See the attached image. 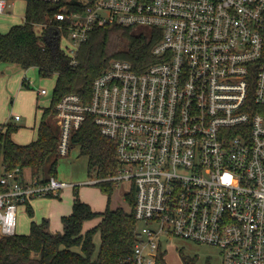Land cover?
Returning <instances> with one entry per match:
<instances>
[{"label":"built area","instance_id":"built-area-1","mask_svg":"<svg viewBox=\"0 0 264 264\" xmlns=\"http://www.w3.org/2000/svg\"><path fill=\"white\" fill-rule=\"evenodd\" d=\"M42 1L56 6L72 63L95 26L161 30L144 69L113 58L88 100L71 91L56 104L61 155L92 116L117 143L118 170L90 183L135 187L143 225L132 252L111 264H156L169 235L217 246L222 264H264V0ZM13 2L0 0V12ZM0 184V235L16 233L21 202L73 185L4 165Z\"/></svg>","mask_w":264,"mask_h":264},{"label":"trees","instance_id":"trees-1","mask_svg":"<svg viewBox=\"0 0 264 264\" xmlns=\"http://www.w3.org/2000/svg\"><path fill=\"white\" fill-rule=\"evenodd\" d=\"M55 11L52 3L27 0L25 21L14 23L8 31L0 33V60L24 68L37 66L42 76L56 75L52 101L42 107L35 139L17 142L13 132L19 125L13 122L5 123L6 128L0 130V166L4 165L7 170L20 166L24 179L47 180L57 173L60 132L55 131L49 117L56 114V104L65 93L78 92L88 100L94 78L113 58L128 59L137 70L157 59L152 47L161 37L160 29L114 23L95 26L78 48L77 62L72 63L60 42L59 20L51 16ZM37 22L45 24L40 33L35 29ZM74 145H80L81 153L88 155L90 174L104 177L117 172V143L101 132L92 116L73 132ZM26 168L31 171L30 177L26 176ZM97 183L108 192L113 189V180ZM5 188L6 185L0 184V190ZM134 191L133 186L127 194L131 211L122 206L98 211L76 194L72 211L63 215V231H51L47 219H43L33 220L27 233L0 236V264H111L119 260L132 252L138 239V220L133 213ZM29 199L25 203L32 212ZM97 216L99 222L83 231L84 221ZM98 231L101 242L96 250L94 236ZM166 256L167 249L160 248L156 264H171ZM183 261L197 264V257L183 255Z\"/></svg>","mask_w":264,"mask_h":264},{"label":"rangeland","instance_id":"rangeland-1","mask_svg":"<svg viewBox=\"0 0 264 264\" xmlns=\"http://www.w3.org/2000/svg\"><path fill=\"white\" fill-rule=\"evenodd\" d=\"M27 0H14L10 10L0 12V33L8 31L16 22L25 21ZM38 33L42 26L36 25ZM70 40V35L66 34ZM16 64V63H15ZM0 63V122H13L19 128L13 132L16 141L30 142L37 137V126L42 117V107L50 105L56 83V75H40L36 66L23 68L14 66L7 68ZM26 80V82H25ZM46 88L48 93L40 94L39 90ZM19 114L21 119L14 118ZM56 132H60L56 114L49 117ZM6 128V125L3 129ZM59 178L72 182L56 191L54 195H37L30 198L32 212H29L25 202L17 209V233L30 231L33 220L40 222L48 219L55 229L53 232H61L64 229L63 214H69L73 208L74 197L77 194L82 200L91 203L93 208L102 211L107 207L116 208L122 206L126 211H131L132 205L127 199L130 191L128 180L113 181L111 192L102 189L101 184L90 183V179H96L95 173L88 171V157L82 154L80 147L74 145L68 153L59 158L57 173ZM26 176H31L30 169L26 168ZM86 221L84 224L87 226ZM138 225H143L142 221ZM99 232H97V235ZM3 236V235H0ZM100 240V238H99ZM167 249V260L171 264H184L183 255H195L197 264H222L223 257L220 249L211 244L198 243L176 235H169L163 243Z\"/></svg>","mask_w":264,"mask_h":264},{"label":"crops","instance_id":"crops-1","mask_svg":"<svg viewBox=\"0 0 264 264\" xmlns=\"http://www.w3.org/2000/svg\"><path fill=\"white\" fill-rule=\"evenodd\" d=\"M8 10H10V8L8 9ZM16 23H20V22H16ZM14 24V23H13ZM12 24V25H13ZM11 27V26H10ZM0 63H3V64H6L7 66V68H10V67H14V66H20V65H18V64H15V63H13V62H8V61H2V60H0ZM21 67V66H20ZM37 67V66H36ZM24 68V67H23ZM28 68V67H27ZM38 68V67H37ZM38 71H39V69H38ZM25 82H26V80H25ZM41 90V89H40ZM39 90V93L40 94H45V93H41V91ZM47 93H48V90H47ZM14 118H15V115H14ZM19 119H21V116L18 118V120ZM5 123H1L0 122V130L1 129H3V127L5 126L4 125ZM18 142V141H17ZM20 143H27V141H19ZM79 147H80V145H78ZM87 157H88V155H87ZM70 186V185H69ZM32 198V197H31ZM29 203H30V199H29ZM90 203V202H89ZM21 204V203H20ZM19 204V205H20ZM31 204V203H30ZM91 204V203H90ZM19 207V206H18ZM93 207V206H92ZM63 215H65V214H63ZM49 219V218H48ZM47 219V221H48V227H49V229L51 230V231H55V229L56 228H54L53 226H52V224H51V222L49 223V220ZM99 220H100V217L99 216H97V217H95V218H91V219H87V220H85L84 221V223L86 222V221H88L87 222V226H85V224H83V231H85V230H87L88 228H90V227H92V226H94L95 224H97L98 222H99ZM63 221V220H62ZM64 223V222H63ZM17 225H18V222H17ZM64 230V229H63ZM16 232H17V228H16ZM99 232V231H98ZM27 233V232H26ZM99 238H100V240H99ZM94 241H95V244H96V250L99 248V245H100V242H101V236H100V232H99V234L97 235V233L95 234V236H94ZM75 249H80V247L79 246H75L74 247Z\"/></svg>","mask_w":264,"mask_h":264}]
</instances>
